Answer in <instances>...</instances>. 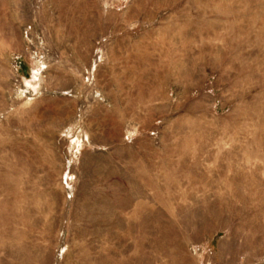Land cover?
<instances>
[{"label":"rangeland","instance_id":"obj_1","mask_svg":"<svg viewBox=\"0 0 264 264\" xmlns=\"http://www.w3.org/2000/svg\"><path fill=\"white\" fill-rule=\"evenodd\" d=\"M0 264H264V0H0Z\"/></svg>","mask_w":264,"mask_h":264}]
</instances>
